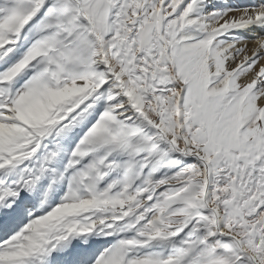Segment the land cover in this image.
Returning a JSON list of instances; mask_svg holds the SVG:
<instances>
[{
  "label": "snow or ice",
  "instance_id": "6c2138e0",
  "mask_svg": "<svg viewBox=\"0 0 264 264\" xmlns=\"http://www.w3.org/2000/svg\"><path fill=\"white\" fill-rule=\"evenodd\" d=\"M0 264H264V0H0Z\"/></svg>",
  "mask_w": 264,
  "mask_h": 264
}]
</instances>
